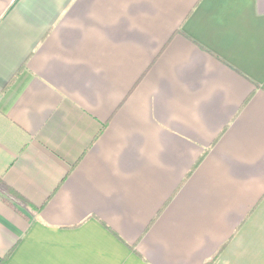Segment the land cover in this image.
<instances>
[{
	"label": "crops",
	"instance_id": "1",
	"mask_svg": "<svg viewBox=\"0 0 264 264\" xmlns=\"http://www.w3.org/2000/svg\"><path fill=\"white\" fill-rule=\"evenodd\" d=\"M2 260L264 264V0H0Z\"/></svg>",
	"mask_w": 264,
	"mask_h": 264
},
{
	"label": "trees",
	"instance_id": "2",
	"mask_svg": "<svg viewBox=\"0 0 264 264\" xmlns=\"http://www.w3.org/2000/svg\"><path fill=\"white\" fill-rule=\"evenodd\" d=\"M203 156H201V158L198 160V162L202 159ZM3 260L0 262V264H2Z\"/></svg>",
	"mask_w": 264,
	"mask_h": 264
}]
</instances>
